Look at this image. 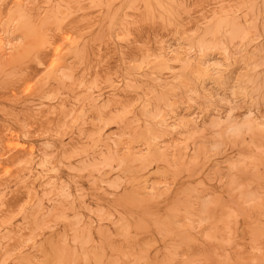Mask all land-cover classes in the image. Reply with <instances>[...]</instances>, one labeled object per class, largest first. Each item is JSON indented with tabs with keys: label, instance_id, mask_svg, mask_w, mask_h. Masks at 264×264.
I'll return each instance as SVG.
<instances>
[{
	"label": "rangeland",
	"instance_id": "1",
	"mask_svg": "<svg viewBox=\"0 0 264 264\" xmlns=\"http://www.w3.org/2000/svg\"><path fill=\"white\" fill-rule=\"evenodd\" d=\"M68 263L264 264V0H0V264Z\"/></svg>",
	"mask_w": 264,
	"mask_h": 264
},
{
	"label": "bare ground",
	"instance_id": "2",
	"mask_svg": "<svg viewBox=\"0 0 264 264\" xmlns=\"http://www.w3.org/2000/svg\"><path fill=\"white\" fill-rule=\"evenodd\" d=\"M166 2V1H165ZM80 3V2H79ZM23 6V5H22ZM23 8V7H22ZM176 25V24H175ZM223 30H221V32H222ZM220 32V31H219ZM237 34V33H236ZM241 34V33H240ZM242 35V34H241ZM234 42V41H233ZM218 46V45H217ZM223 49V48H222ZM197 50V49H196ZM146 62V61H145ZM141 70V69H140ZM162 71V70H161ZM171 71V70H170ZM77 76V75H76ZM36 80V79H35ZM118 94V93H117ZM129 110V109H128ZM58 116V115H57ZM242 123V122H241ZM249 124V123H248ZM96 130V129H95ZM235 130V129H234ZM95 139V137L93 138V140ZM158 140V139H157ZM130 144V143H129ZM185 144V143H184ZM156 148V147H155ZM152 150V149H151ZM188 150V149H187ZM160 151V150H159ZM260 152V151H259ZM107 154V153H106ZM127 154V153H126ZM145 154V153H144ZM148 157H150V156H148ZM151 158V157H150ZM171 159V158H170ZM243 165V164H242ZM175 166V165H174ZM126 167V166H125ZM125 181V180H124ZM18 206V205H17ZM77 207V206H76ZM5 218V217H4ZM138 224V223H137ZM13 235V234H12ZM134 235V234H133ZM121 236V235H120ZM23 238V237H22ZM100 239V238H99ZM236 242V241H235ZM67 243V242H66ZM92 243V242H91ZM231 244V243H230ZM70 245V244H69ZM85 246V245H84ZM75 247V246H74ZM138 247V246H137ZM143 247V246H142ZM113 248V247H112ZM14 249V248H13ZM101 249V248H100ZM119 249V248H118ZM117 249V250H118ZM116 250V251H117ZM115 251V252H116ZM119 252V251H118ZM121 252V251H120ZM139 253V252H138ZM122 255V254H121ZM120 255V256H121ZM137 258V257H136ZM98 259V258H97ZM135 260V259H134ZM99 262L101 261V260H98ZM136 261V260H135ZM160 261H162L161 259H160ZM87 262H89V261H87ZM69 264V263H68ZM88 264V263H87ZM94 264V263H93ZM99 264V263H98Z\"/></svg>",
	"mask_w": 264,
	"mask_h": 264
}]
</instances>
